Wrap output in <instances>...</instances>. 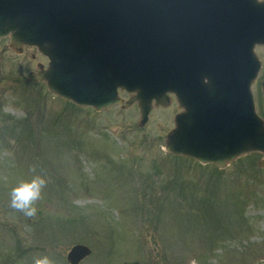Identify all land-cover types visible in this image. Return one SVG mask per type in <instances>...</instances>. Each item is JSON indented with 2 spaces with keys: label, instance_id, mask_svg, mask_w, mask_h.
Wrapping results in <instances>:
<instances>
[{
  "label": "rangeland",
  "instance_id": "1",
  "mask_svg": "<svg viewBox=\"0 0 264 264\" xmlns=\"http://www.w3.org/2000/svg\"><path fill=\"white\" fill-rule=\"evenodd\" d=\"M261 68L251 85L264 116ZM47 66L34 46L15 53L0 39V264H34L82 243L79 264H264V153L224 168L167 152L166 134L181 110L172 97L139 126V107L99 111L48 90L30 72ZM46 185L34 217L10 206L19 182Z\"/></svg>",
  "mask_w": 264,
  "mask_h": 264
},
{
  "label": "water",
  "instance_id": "2",
  "mask_svg": "<svg viewBox=\"0 0 264 264\" xmlns=\"http://www.w3.org/2000/svg\"><path fill=\"white\" fill-rule=\"evenodd\" d=\"M2 37L15 53L34 46L46 56L28 80L77 105L99 111L121 104L124 91L142 126L153 102L174 96L181 110L166 134L169 153L219 168L264 153V116L251 91L264 0H0ZM261 93L264 101V76ZM90 253L76 243L66 260Z\"/></svg>",
  "mask_w": 264,
  "mask_h": 264
},
{
  "label": "clouds",
  "instance_id": "3",
  "mask_svg": "<svg viewBox=\"0 0 264 264\" xmlns=\"http://www.w3.org/2000/svg\"><path fill=\"white\" fill-rule=\"evenodd\" d=\"M45 185V179L39 175L19 182L11 189L10 206L28 217H34L37 211L35 202L40 199ZM34 264H54V260L48 255H42L34 260Z\"/></svg>",
  "mask_w": 264,
  "mask_h": 264
},
{
  "label": "flooded vegetation",
  "instance_id": "4",
  "mask_svg": "<svg viewBox=\"0 0 264 264\" xmlns=\"http://www.w3.org/2000/svg\"><path fill=\"white\" fill-rule=\"evenodd\" d=\"M205 32V31H204ZM201 35H203V32H201ZM173 98H174V96H172ZM174 100H175V98H174Z\"/></svg>",
  "mask_w": 264,
  "mask_h": 264
}]
</instances>
